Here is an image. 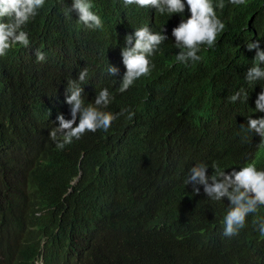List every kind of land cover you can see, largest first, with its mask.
<instances>
[{
	"label": "clouds",
	"instance_id": "clouds-1",
	"mask_svg": "<svg viewBox=\"0 0 264 264\" xmlns=\"http://www.w3.org/2000/svg\"><path fill=\"white\" fill-rule=\"evenodd\" d=\"M248 1L70 0L69 7L58 0L63 10L55 38L28 49L31 22L39 18L45 0H0V87L15 69L22 71L25 85L54 125L49 135L58 149L88 132L108 131L128 112V120L112 135V165L117 172L143 174L154 184L149 195L156 229L142 228L140 240L150 251L194 245L201 222L159 219L168 207L190 209L207 199L222 207L217 229L204 227L215 238V256L225 240L236 241L241 249L235 250V264H264V248L248 242L252 236L264 237V50L259 40L246 42L249 51L255 50L253 64L242 66L232 88L223 93L227 102L239 104L237 115L214 112L206 103L201 108L187 105L194 93L182 87L193 79L177 77L228 36L227 22L239 8H246V19L262 12L257 2L250 10ZM118 7L121 16L113 20ZM16 48L28 52L15 57ZM156 67L159 81L146 92L141 112L109 111L114 94H123L126 103L129 93L140 97V84ZM54 84L60 90L48 91ZM156 98L161 103L154 104ZM66 110L71 119L65 118ZM136 152L138 158L129 161ZM111 197L106 192L92 203L90 215H106ZM251 216L258 218L255 226ZM226 258L224 254V264Z\"/></svg>",
	"mask_w": 264,
	"mask_h": 264
},
{
	"label": "trees",
	"instance_id": "trees-1",
	"mask_svg": "<svg viewBox=\"0 0 264 264\" xmlns=\"http://www.w3.org/2000/svg\"><path fill=\"white\" fill-rule=\"evenodd\" d=\"M63 2L71 7L70 0ZM255 2L262 7L261 13L254 14V19L249 14L246 19V8H239L238 15H231L227 22L228 36L204 61L186 67V75L178 74L183 82L187 76L193 79L182 87L185 93H194L187 105L206 103L214 112L237 115L239 104L227 102L223 93L232 88L242 66L253 64L255 50L249 51L246 42L259 40L264 50V0H249L250 10ZM61 10L58 0H45L38 11L39 18L31 22L28 49L55 38ZM119 10L116 8L113 20L120 18ZM27 52L16 48L14 55ZM213 64L216 65L211 68ZM158 73L160 68L156 67L153 75L140 84V97L129 93L126 103L123 94L112 95L109 111L141 112L146 92L159 81ZM14 74L0 87V264H36L38 259H42V264H224V254L228 258L225 264H235V250L241 249L236 241L225 240L227 245L214 254L215 238L205 228L217 229L222 207L207 199L190 209L168 207L159 219L201 222L203 227L194 245L173 252L146 249L140 243L142 228L156 229L149 195L154 184L134 170L115 171L111 158L116 144L112 135L128 120V112L119 116L108 131L88 132L61 150L49 135L54 125L25 85L22 71L15 69ZM47 88L58 91L60 85ZM161 101L156 98L153 103ZM66 111L65 118L71 119L70 110ZM199 115L202 119V112ZM129 156L132 162L138 153ZM127 183V187H121ZM136 183H140L138 189L132 191ZM106 192L112 193L110 210L102 217H92L90 205ZM250 220L255 226L258 218L251 216ZM248 242L264 248V237L252 236Z\"/></svg>",
	"mask_w": 264,
	"mask_h": 264
}]
</instances>
